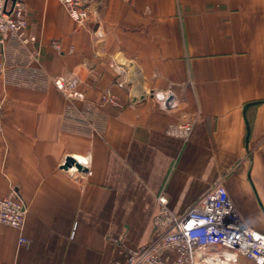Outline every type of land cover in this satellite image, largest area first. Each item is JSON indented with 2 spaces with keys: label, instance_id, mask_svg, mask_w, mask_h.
Masks as SVG:
<instances>
[{
  "label": "crops",
  "instance_id": "1",
  "mask_svg": "<svg viewBox=\"0 0 264 264\" xmlns=\"http://www.w3.org/2000/svg\"><path fill=\"white\" fill-rule=\"evenodd\" d=\"M23 2L38 53L6 46L0 197L16 189L27 210L21 231L0 223V264H108L107 235L156 237L161 191L180 215L221 186L264 234V0H88L83 23L59 0ZM58 76L82 79L84 100ZM106 88L118 106L101 103ZM184 121L186 141L166 134ZM68 156L91 174L70 176Z\"/></svg>",
  "mask_w": 264,
  "mask_h": 264
},
{
  "label": "built area",
  "instance_id": "2",
  "mask_svg": "<svg viewBox=\"0 0 264 264\" xmlns=\"http://www.w3.org/2000/svg\"><path fill=\"white\" fill-rule=\"evenodd\" d=\"M59 1L68 16L77 23L85 22L91 14L88 0ZM34 42V35L27 33V14L23 0H0V73L6 69L5 50L8 43H13L35 58L38 49L30 50ZM49 46L55 51H61L57 40L51 41ZM111 66L117 75V85L125 86L122 68ZM52 83L66 100H84V92L80 89L84 83L82 79L58 76L52 79ZM170 94L167 93L162 101L164 107L172 106L171 101H167ZM101 103L118 106L109 88L103 90ZM3 113L4 99H0V133ZM192 129L193 122L184 121L167 127L166 134L186 141ZM72 158L81 169L78 170L75 164L63 168L70 176L84 178L91 174L90 159L87 156L82 163ZM156 201L157 210L152 217L156 237L147 245L133 246L118 235H107L106 240L114 251V257L108 264H211V260L227 258L225 253L232 256L229 259L232 264H236L240 258L248 259L253 264H264V234L242 222L223 187L212 188L180 215L169 210L163 191L156 196ZM26 210V203L21 200L16 189H10L7 195L0 197L1 224L21 231ZM26 242L27 239L20 234L18 244Z\"/></svg>",
  "mask_w": 264,
  "mask_h": 264
},
{
  "label": "bare ground",
  "instance_id": "3",
  "mask_svg": "<svg viewBox=\"0 0 264 264\" xmlns=\"http://www.w3.org/2000/svg\"><path fill=\"white\" fill-rule=\"evenodd\" d=\"M164 98V97H163ZM75 159L77 161H79L80 163H82L83 161H85V157H75ZM225 255L227 256V258H224V259H214V260H211V264H232L229 259L232 257L230 255V253H225Z\"/></svg>",
  "mask_w": 264,
  "mask_h": 264
},
{
  "label": "water",
  "instance_id": "4",
  "mask_svg": "<svg viewBox=\"0 0 264 264\" xmlns=\"http://www.w3.org/2000/svg\"><path fill=\"white\" fill-rule=\"evenodd\" d=\"M12 1H14V0H12ZM72 164H75V166L77 167L78 170L81 169L80 165L78 163H75V160L72 157H70V156L65 158L64 164L62 165V168H66V167H68V166H70Z\"/></svg>",
  "mask_w": 264,
  "mask_h": 264
},
{
  "label": "rangeland",
  "instance_id": "5",
  "mask_svg": "<svg viewBox=\"0 0 264 264\" xmlns=\"http://www.w3.org/2000/svg\"><path fill=\"white\" fill-rule=\"evenodd\" d=\"M236 264H253L250 260L245 258L238 259V262Z\"/></svg>",
  "mask_w": 264,
  "mask_h": 264
}]
</instances>
